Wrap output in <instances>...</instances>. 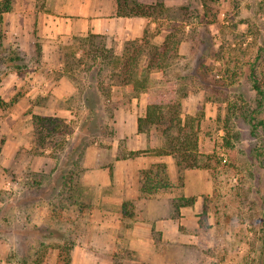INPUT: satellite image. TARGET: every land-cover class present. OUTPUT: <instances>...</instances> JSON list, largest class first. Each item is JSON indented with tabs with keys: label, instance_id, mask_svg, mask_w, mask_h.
<instances>
[{
	"label": "rangeland",
	"instance_id": "1",
	"mask_svg": "<svg viewBox=\"0 0 264 264\" xmlns=\"http://www.w3.org/2000/svg\"><path fill=\"white\" fill-rule=\"evenodd\" d=\"M162 1L167 9L161 17H145V50L163 44L175 30L182 39L178 55L163 60V68L152 76L166 82L161 86L167 96L181 99L184 117H194L198 149L207 156L202 162L208 167L202 169L213 180L212 193L201 201L199 227L187 232L188 248L168 258H150L147 251L136 250L124 228L140 219V210L135 218L122 216L115 227L116 215L109 217L103 210L114 211L103 197L112 187L96 190L84 178L89 168L83 159L90 146L99 149V165L109 162L107 152L114 141L137 146L132 124L147 103V92L118 84L111 65L104 63L98 74L90 56L82 62L65 57L77 46V38L90 33L84 30L94 15L120 16L117 0H15L0 27V96L6 102L17 97L13 105L0 106V260L5 264H43L36 260L37 251L48 258L46 264H55L64 241L70 264H264V124H254L264 121V102L250 75L252 64L259 78L264 75V0H216L206 6L201 0ZM82 5L87 17L80 13ZM103 35L102 44L117 55L133 40ZM258 52L262 58L256 59ZM83 54L80 48L76 58ZM10 55L19 59L10 60ZM141 65H146L144 58ZM90 83L96 88L91 90ZM87 96L97 98L96 115L86 129L88 146L80 166L92 206L78 211L72 205L59 217L51 211L56 197L50 190L61 161L91 115ZM233 100L243 109L227 110ZM249 112L255 116L251 122L246 119ZM34 113L64 118L61 132L51 139L58 160L51 149L36 152ZM143 133L150 146L138 150L155 155L164 139L153 130ZM130 151L123 148L119 155ZM174 191V196L182 192Z\"/></svg>",
	"mask_w": 264,
	"mask_h": 264
},
{
	"label": "trees",
	"instance_id": "2",
	"mask_svg": "<svg viewBox=\"0 0 264 264\" xmlns=\"http://www.w3.org/2000/svg\"><path fill=\"white\" fill-rule=\"evenodd\" d=\"M15 0H0V27L3 24V14L12 10ZM216 0H201V4L206 6L210 2ZM167 9L162 0H157L154 3H144L139 0H117V14L120 16H141L159 18L163 15L164 10ZM32 33V32H31ZM104 37L103 34L90 32L86 36L77 38L78 44L69 54L66 53L65 57L69 55L74 59L82 62L85 55L93 59L92 66L98 67V74L104 68V63L111 65L115 75L118 79V84L131 86V89L136 92H147V103L145 113L138 116V131L147 132L153 130L160 135L163 140V145L155 148L154 154L156 155H171L175 159L177 176L176 182L173 183L170 179L168 164L163 160L152 161L149 165L139 170L138 174V191L139 195L136 199L126 198L122 201L120 212L123 217L135 218L139 215V210L142 204L138 207L137 204L143 203L147 198L155 195L161 190L169 188L180 189L184 185L183 171L188 168H202L208 167L206 161L207 156L201 153L198 149L199 146V130L198 126H194L192 120L194 117H184L182 111V101L180 98L172 96L169 97L162 90V84L166 83L161 78L152 76L154 71H159L163 68L162 62L166 58H170L173 53H177V48L181 42V37L177 31L169 33L163 44L149 45L150 50L146 51L145 47L148 45L147 30H144L141 38L129 40L123 47V52L117 55L113 49L107 48L100 38ZM100 39V40H99ZM138 43H140L138 45ZM38 45V43H36ZM38 51L41 52L40 45ZM84 50L82 57L76 58V53L79 49ZM87 48L88 50H85ZM12 52V51H11ZM257 53L256 59L262 58ZM94 54V55H93ZM64 57V58H65ZM145 59L146 65H141L142 59ZM10 60L19 59L18 55H10ZM81 59V60H80ZM64 66H68L67 60H64ZM256 62V60H255ZM15 65V64H14ZM251 66L250 75L253 80V88L260 97V103L264 102V88L262 85V77H258L256 66ZM262 73V72H260ZM89 88L92 90L95 84L90 83ZM156 88H159L157 90ZM187 94H184L186 96ZM17 97H13L9 102H6L0 96V106L13 105ZM95 98L91 99L89 96L84 100L88 103L91 115L87 119V125L79 131V135L75 142L70 146V152L67 153L66 159L62 160L58 167V172L54 177V182L51 186V193L56 197L55 207L52 212L58 213L61 217L64 210L72 205L78 208V211H84L92 206V193L90 187L83 183L82 174L84 168L80 166L81 156L87 148L88 143L86 140V129L89 130V123L93 121L95 113ZM237 109H243L237 106L236 100L230 103V112H235ZM95 114V115H94ZM246 119L250 122L255 119L252 113L246 115ZM64 118L55 117L51 115H40L34 113L32 115V137L36 145V152L44 154L47 149H51L50 153L54 150L56 144L52 145L51 139L56 137L61 132V126ZM255 125L264 124V121L259 119ZM253 124V125H254ZM235 135V134H234ZM3 140H0V151L3 145ZM229 144V143H228ZM62 145V144H61ZM74 152L76 156L72 157L71 153ZM145 150H131L128 157H134ZM54 157L58 160L56 152ZM53 155V154H52ZM123 155V156H125ZM68 159V160H67ZM59 165V164H58ZM112 167L110 168V171ZM36 175V173H35ZM37 182L38 179L34 178ZM30 182V180H28ZM40 182V181H38ZM196 201L195 196H185L183 192L176 194L171 198L173 208V215L179 214L181 206L193 205ZM52 205L51 201L48 203ZM205 211V209H204ZM67 242L58 245V252L55 264H70L71 256L67 249ZM37 261L46 264L47 259L38 252Z\"/></svg>",
	"mask_w": 264,
	"mask_h": 264
},
{
	"label": "crops",
	"instance_id": "3",
	"mask_svg": "<svg viewBox=\"0 0 264 264\" xmlns=\"http://www.w3.org/2000/svg\"><path fill=\"white\" fill-rule=\"evenodd\" d=\"M112 10L116 11L115 1L112 4ZM80 13L84 17L88 16L83 5ZM91 20L90 25H87L84 30L86 33L90 31L109 36H119L128 40L140 37L144 33L146 18L116 15L101 18L94 15ZM132 125L133 134L137 139V146L129 143L128 145H120V142L116 140L107 152L109 162L106 164L102 162L99 165V149L92 145L84 154L83 159L84 166L89 168L84 174L86 183L93 185L96 190L112 187L109 190L110 193L103 197L106 198L105 202L113 203L114 211L109 207H103V210L109 217L116 215L115 227L119 225L118 221L122 218L119 208L123 199L135 198L139 195L138 174L140 169L146 167L152 161L163 160L168 164L170 179L173 183H175L177 174L175 161L170 155H149L145 152L134 157L119 155L123 148L129 151L150 146L147 136L138 131L137 117ZM128 134L130 135V133ZM111 167L112 170L110 171ZM208 173L209 170L202 168H188L183 171L184 185L180 190L185 196H195L196 201L193 205L181 206L177 216L173 215L171 204V198L175 195L174 187L161 190L143 202L140 207V219L134 221L131 226L124 228L126 237H131L136 250L147 251V256L150 258H158V256L168 258L172 256L174 251H182L188 248V245H186L189 241L187 232L189 229L194 230L199 227L198 214L203 210L201 201L204 195L208 196L213 191V180L207 176ZM164 192L168 194L164 196ZM111 225L113 226V224ZM0 264H5L4 259L0 260Z\"/></svg>",
	"mask_w": 264,
	"mask_h": 264
}]
</instances>
